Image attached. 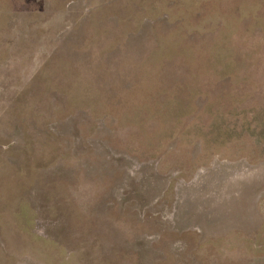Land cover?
Wrapping results in <instances>:
<instances>
[{
	"label": "rangeland",
	"instance_id": "rangeland-1",
	"mask_svg": "<svg viewBox=\"0 0 264 264\" xmlns=\"http://www.w3.org/2000/svg\"><path fill=\"white\" fill-rule=\"evenodd\" d=\"M0 264H264V0H0Z\"/></svg>",
	"mask_w": 264,
	"mask_h": 264
},
{
	"label": "bare ground",
	"instance_id": "bare-ground-1",
	"mask_svg": "<svg viewBox=\"0 0 264 264\" xmlns=\"http://www.w3.org/2000/svg\"><path fill=\"white\" fill-rule=\"evenodd\" d=\"M249 172V171H248ZM235 173V172H234Z\"/></svg>",
	"mask_w": 264,
	"mask_h": 264
}]
</instances>
